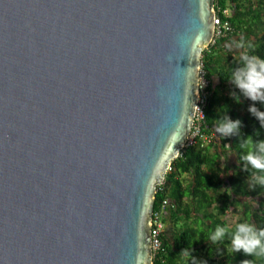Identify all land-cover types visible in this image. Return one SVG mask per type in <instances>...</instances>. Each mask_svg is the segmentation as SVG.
<instances>
[{
    "label": "water",
    "instance_id": "obj_1",
    "mask_svg": "<svg viewBox=\"0 0 264 264\" xmlns=\"http://www.w3.org/2000/svg\"><path fill=\"white\" fill-rule=\"evenodd\" d=\"M213 0H0V264H152Z\"/></svg>",
    "mask_w": 264,
    "mask_h": 264
},
{
    "label": "trees",
    "instance_id": "obj_2",
    "mask_svg": "<svg viewBox=\"0 0 264 264\" xmlns=\"http://www.w3.org/2000/svg\"><path fill=\"white\" fill-rule=\"evenodd\" d=\"M213 7L220 23L226 22L229 29L201 52L207 96L198 127L201 134H214L206 145L182 147L156 186L152 211L158 210L163 199L168 203L160 211L163 228L152 264H264V256L247 255L231 247L236 223L264 228V185L257 180L264 173L243 159L264 140V121L259 122L248 111L253 102L231 82L243 53L264 59V0H213ZM255 106L264 111V104ZM227 117L241 124L238 133L223 137L216 127ZM227 152L234 155L236 165L221 162ZM228 212L238 215L231 226L222 218ZM217 226L228 232L213 242L210 237Z\"/></svg>",
    "mask_w": 264,
    "mask_h": 264
},
{
    "label": "clouds",
    "instance_id": "obj_3",
    "mask_svg": "<svg viewBox=\"0 0 264 264\" xmlns=\"http://www.w3.org/2000/svg\"><path fill=\"white\" fill-rule=\"evenodd\" d=\"M243 47V45H239ZM251 47V45H249ZM242 64L232 73V83L250 101L253 102L248 111L259 122L264 121V111L259 110L255 104H264V59L257 55L243 53ZM241 122L226 118L217 123L216 132L223 137H229L239 132ZM264 127V123H261ZM243 159L254 169L264 173V140L258 141L253 150L247 152ZM260 184L264 185V175L257 177ZM226 227L217 226L210 239L220 241L227 234ZM231 247L233 251H242L247 255L264 256V228L257 229L249 222L236 223L231 232ZM243 264H248L244 261Z\"/></svg>",
    "mask_w": 264,
    "mask_h": 264
},
{
    "label": "built area",
    "instance_id": "obj_4",
    "mask_svg": "<svg viewBox=\"0 0 264 264\" xmlns=\"http://www.w3.org/2000/svg\"><path fill=\"white\" fill-rule=\"evenodd\" d=\"M213 24H214V29H213V36H212L211 41L213 40L215 36H218L221 33L223 34L225 30L229 29L228 24L226 22L220 23L216 15H214V18H213ZM206 85H207V80L204 78V70L201 69V65H200L199 70H198V86H197L198 90H197V94L195 97V106H194L192 125L186 137L183 147L188 146V145H193V144H198L199 146H203L204 144L206 145L207 143L210 142L214 134V131H211V133L208 135L201 134L199 131V127H198L199 119L202 113V108L205 104L206 96H207ZM225 145H227V143H225ZM167 203H168V200L163 199L159 205L158 210L154 212L152 211L151 213L150 236H151L152 255L153 253L157 252L160 247V240H159L158 235L161 229L163 228V224L160 220V217H161L160 211L163 206L167 205Z\"/></svg>",
    "mask_w": 264,
    "mask_h": 264
},
{
    "label": "crops",
    "instance_id": "obj_5",
    "mask_svg": "<svg viewBox=\"0 0 264 264\" xmlns=\"http://www.w3.org/2000/svg\"><path fill=\"white\" fill-rule=\"evenodd\" d=\"M228 153V152H227ZM226 153V154H227ZM229 154H232L231 152H229ZM233 155V154H232ZM234 156V155H233ZM224 158H222L221 159V161L223 160ZM235 159V158H234ZM235 161V160H234ZM236 162V161H235ZM236 164H237V162H236ZM235 164V165H236ZM242 200V198L240 197V201ZM240 205V204H239ZM239 205H237V206H239ZM213 206H218V204H213ZM224 220H225V222H226V224H227V226H231V225H233V223L235 222V220L238 218V215L237 214H235V213H230V212H228V213H226V214H224L223 215V217H222Z\"/></svg>",
    "mask_w": 264,
    "mask_h": 264
},
{
    "label": "rangeland",
    "instance_id": "obj_6",
    "mask_svg": "<svg viewBox=\"0 0 264 264\" xmlns=\"http://www.w3.org/2000/svg\"><path fill=\"white\" fill-rule=\"evenodd\" d=\"M234 160H235L234 156L232 154H229V152H228L226 154V157L221 162L234 166L236 164V162ZM253 205H255V204L253 203Z\"/></svg>",
    "mask_w": 264,
    "mask_h": 264
}]
</instances>
